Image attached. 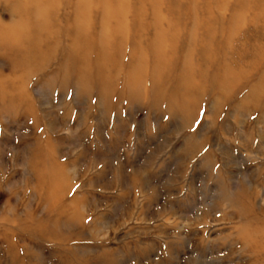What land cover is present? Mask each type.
<instances>
[{"label": "rangeland", "instance_id": "1", "mask_svg": "<svg viewBox=\"0 0 264 264\" xmlns=\"http://www.w3.org/2000/svg\"><path fill=\"white\" fill-rule=\"evenodd\" d=\"M16 1L0 0V264H264V0H35L62 25L91 11L96 46L117 34L107 60L88 51L109 77L93 82L63 51L11 62L29 52L6 51L28 49Z\"/></svg>", "mask_w": 264, "mask_h": 264}, {"label": "bare ground", "instance_id": "2", "mask_svg": "<svg viewBox=\"0 0 264 264\" xmlns=\"http://www.w3.org/2000/svg\"><path fill=\"white\" fill-rule=\"evenodd\" d=\"M170 1L177 2V0ZM184 1L187 2L188 0ZM193 1L197 4L199 2L201 3L202 0ZM251 4H255V7L258 8L263 4V0H252ZM58 6L59 4H56L53 1H46V4H44L43 2L36 3L35 0H17L14 4H12V15L16 17L17 22H19L18 25L20 26L19 28H15L13 35L18 36L17 34H25V38H23V40L27 43L28 49L24 46L19 48L20 45L17 46L16 44L13 48H6V51H8V56L13 53L12 51H19L22 53L27 50L29 52L27 55L24 54L26 56L21 55V58L23 59H11V62L13 63L14 61L13 64L15 66L20 64V66L34 67L37 69L38 66H42V64L50 65L52 62L54 64L57 52L63 51L67 55L65 58L64 68L68 79L69 77L76 76L79 82H82V80L85 82H93L101 76L103 81H107L109 77H107L104 73V78V75L102 74L105 67L102 68L98 65L93 67L90 60L91 56L94 57V55L88 54V51L96 46L95 40L91 35V24L89 23V25L87 23V21L93 17V14L91 11L86 12L81 5L78 4L76 6V10L74 9L75 12L71 15L73 16L74 21H72L73 18L71 20L69 18L65 21V24L62 25L63 21H61V18L63 17V14L60 11L57 12V8H59ZM106 21L108 20L106 19ZM61 26L63 29L65 28V34L61 33ZM3 35L4 34L2 32V35L0 34V38ZM116 35V33H110L107 36L103 33L101 34L99 40L100 42L97 45L98 50L95 54L94 60L101 61L102 58L107 60L108 47L112 44L111 41H113ZM9 37L7 36L4 39L8 40ZM19 38L22 39V35ZM66 39H72L73 42L68 49L66 47L64 50L61 42ZM125 42L126 39L122 40L121 43L125 44ZM2 50L5 51V47H2ZM94 69L95 72H93ZM257 86L259 88L257 95L264 97V76H262L261 81L257 84Z\"/></svg>", "mask_w": 264, "mask_h": 264}]
</instances>
